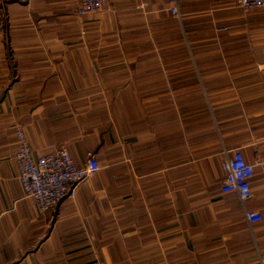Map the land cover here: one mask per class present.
I'll return each mask as SVG.
<instances>
[{"label":"crops","instance_id":"0c3cea01","mask_svg":"<svg viewBox=\"0 0 264 264\" xmlns=\"http://www.w3.org/2000/svg\"><path fill=\"white\" fill-rule=\"evenodd\" d=\"M115 1L75 17L76 0H0V264H254L264 256V8L177 0L176 25L164 0H125L130 15L146 14L129 29L150 20L156 37L106 43L96 34L118 26ZM196 83L229 157L252 165L258 221L219 190L221 158L187 155ZM16 125L35 155L64 147L77 166L97 160L72 202L41 215L21 196Z\"/></svg>","mask_w":264,"mask_h":264},{"label":"built area","instance_id":"2783aa9c","mask_svg":"<svg viewBox=\"0 0 264 264\" xmlns=\"http://www.w3.org/2000/svg\"><path fill=\"white\" fill-rule=\"evenodd\" d=\"M110 0H76L74 16L100 13ZM165 12L177 22L180 21L177 0H165ZM233 7L240 12H249L264 8V0H234ZM139 8L145 7L140 3ZM51 16L54 17V14ZM5 29V20L0 10V33ZM83 31L79 32L83 35ZM16 143L14 164L17 172L21 196L29 199L37 213L44 215L53 211L63 199L74 200L78 184L91 178L99 171L97 160L93 156L81 165H75L68 150L64 147L47 148L35 155L29 147L21 126L16 125L13 131ZM253 164L256 153H252ZM222 177L218 188L223 193L235 195L242 216L247 224L258 221L259 213L251 210L254 199L246 184L252 174V165H244L237 153L230 158L225 152L220 160ZM257 264H264V257H258Z\"/></svg>","mask_w":264,"mask_h":264},{"label":"rangeland","instance_id":"374dc122","mask_svg":"<svg viewBox=\"0 0 264 264\" xmlns=\"http://www.w3.org/2000/svg\"><path fill=\"white\" fill-rule=\"evenodd\" d=\"M123 1L125 0L115 1L118 2L119 4L116 5V8H113L111 12L109 11L111 16L115 18L111 22L115 21V23H118V26L113 25V23L112 25H108L109 28L107 27L103 31L104 33L102 32L101 35H98V33L96 34V39L101 38L103 42L119 43V44L129 43V42H145V41L153 43V37H156V35H153L146 30L147 21L150 20L143 19L142 22L138 21L139 25H142V27L144 28V30L142 31H135L136 29L135 30L129 29L131 26L130 21H132L133 24L134 20H137L138 17H140L139 19H141L142 17L146 16V14H144V12L143 13L140 12L138 13V15L136 14V17L130 15L129 9L125 7ZM144 9L145 7L139 8L140 11H145ZM168 20L174 22L176 25L180 23V21L177 22L174 19H168ZM164 21L167 22V19L165 18ZM186 53L187 55L190 54V52L188 51ZM161 54L163 53L155 49L154 58H161ZM189 58L191 59V56H189ZM203 84L204 83H201L200 88L197 83L194 85L196 86L195 90L196 91L200 90L203 94L202 103H201L202 110L199 113H196V115H194L196 117H194L193 114L187 115V146H188L187 155L193 154L192 150L195 149L196 154L206 155L207 157L206 161L207 160L210 161L211 159L216 160L217 156L219 157L220 160L223 153L225 152L230 153L235 149L227 147L226 144L221 143L220 141L223 132L221 131L219 132L215 124L213 123L212 116L210 115V111H209V99L205 96V89L203 87ZM193 90H194L193 83L192 84L187 83L186 91L193 92ZM191 99L192 97H187V101H192ZM198 167L200 168V166ZM220 176H222V172ZM258 257H262V256L258 255L257 258H255L254 264H257Z\"/></svg>","mask_w":264,"mask_h":264}]
</instances>
